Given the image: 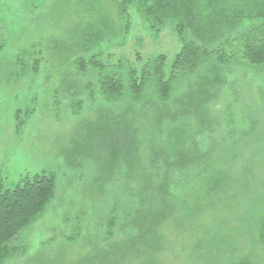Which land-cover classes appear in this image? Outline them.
I'll list each match as a JSON object with an SVG mask.
<instances>
[{
	"label": "trees",
	"instance_id": "trees-1",
	"mask_svg": "<svg viewBox=\"0 0 264 264\" xmlns=\"http://www.w3.org/2000/svg\"><path fill=\"white\" fill-rule=\"evenodd\" d=\"M194 5L195 0H120L123 31L129 7L153 33L178 19L174 26L184 41L168 65L164 54L143 58L135 52L129 60L101 58L100 50L70 61L75 72L93 78L85 86L91 95L159 112L143 117L147 158L124 190L128 204L137 205L136 219L128 212L134 233L118 249L124 264H164L167 255H177L182 264H264V101L250 109L231 88L233 100L223 112L214 104L231 64L264 76V4L207 17L204 26L183 37L185 26L200 16ZM203 66L214 76L201 86L199 105L194 113L173 115L176 86ZM233 103L241 105L232 111ZM163 114L172 121L164 122ZM56 185L51 171L26 176L12 188L0 182V264L26 253L25 246L10 242L41 216ZM116 211L113 205L103 223L106 240L114 235ZM79 228L75 223L68 242L78 239Z\"/></svg>",
	"mask_w": 264,
	"mask_h": 264
},
{
	"label": "rangeland",
	"instance_id": "rangeland-1",
	"mask_svg": "<svg viewBox=\"0 0 264 264\" xmlns=\"http://www.w3.org/2000/svg\"><path fill=\"white\" fill-rule=\"evenodd\" d=\"M250 3L264 0H195L200 16L185 26L183 37L191 35L192 27L204 26L207 17L232 15ZM128 20L123 31L120 0H0V182L12 188L43 171L57 176L53 200L10 242L25 246L26 253L1 264H124L117 259L118 249L134 233L128 212L136 219L137 208L128 204L124 190L147 158L143 117L156 118L159 112L91 95L85 86L93 78L75 72L70 61L100 50L101 58L113 54L129 60L135 52L143 58L164 54L170 64L184 41L174 26L178 19L156 33L131 7ZM228 70L214 102L221 112L233 100L231 88L250 109L264 101L263 75L236 64ZM213 76L203 66L185 78L176 86L169 111H195L201 86ZM239 105L233 103L232 111ZM163 116L164 122L172 121L169 114ZM113 205L118 222L106 240L103 223ZM75 223L80 236L68 242ZM167 256L164 264H182L177 255Z\"/></svg>",
	"mask_w": 264,
	"mask_h": 264
}]
</instances>
